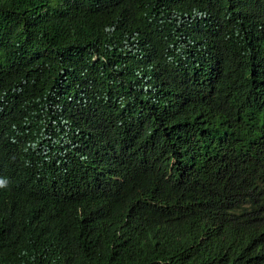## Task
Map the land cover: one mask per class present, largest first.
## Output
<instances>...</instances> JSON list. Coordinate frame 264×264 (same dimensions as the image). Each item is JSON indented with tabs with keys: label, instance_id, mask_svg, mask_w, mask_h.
I'll return each mask as SVG.
<instances>
[{
	"label": "trees",
	"instance_id": "1",
	"mask_svg": "<svg viewBox=\"0 0 264 264\" xmlns=\"http://www.w3.org/2000/svg\"><path fill=\"white\" fill-rule=\"evenodd\" d=\"M11 189L0 264H264V0H0Z\"/></svg>",
	"mask_w": 264,
	"mask_h": 264
},
{
	"label": "clouds",
	"instance_id": "2",
	"mask_svg": "<svg viewBox=\"0 0 264 264\" xmlns=\"http://www.w3.org/2000/svg\"><path fill=\"white\" fill-rule=\"evenodd\" d=\"M6 148L9 152L18 151L13 144H8ZM9 158L10 160H13V157L11 155H9ZM8 182L9 179L6 177L5 184L7 185ZM157 189L158 188H156V190ZM26 199L27 198L23 197V194L16 189H11L9 193L6 192L0 194V243L7 241L9 236L25 237L28 234H30L31 236L34 235V232L39 225L38 216L31 214L32 204H30V201ZM146 201L149 209L146 217L150 219L151 226L159 222V214L154 205H157L161 210L163 222L162 224H159V227L157 229H155V231H157L155 235L158 236L160 232H163L165 228L170 226L174 215V209L171 208L168 210H162L160 208L161 205H158L157 202L152 203L148 199ZM136 220L139 223L141 230H145V228L149 227L147 224L142 223L139 220V216L137 215ZM174 227L176 226H170V228L163 235L159 236V246H164V244L170 242L171 240H174L175 237L179 235L173 231Z\"/></svg>",
	"mask_w": 264,
	"mask_h": 264
}]
</instances>
